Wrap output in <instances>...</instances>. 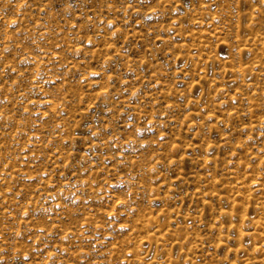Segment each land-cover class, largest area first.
Listing matches in <instances>:
<instances>
[{"label":"rangeland","instance_id":"374dc122","mask_svg":"<svg viewBox=\"0 0 264 264\" xmlns=\"http://www.w3.org/2000/svg\"><path fill=\"white\" fill-rule=\"evenodd\" d=\"M0 264H264V0H0Z\"/></svg>","mask_w":264,"mask_h":264}]
</instances>
